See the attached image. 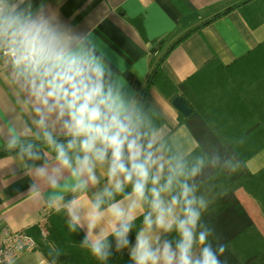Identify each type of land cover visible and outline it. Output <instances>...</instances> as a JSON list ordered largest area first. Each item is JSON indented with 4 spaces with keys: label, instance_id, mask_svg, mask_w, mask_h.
<instances>
[{
    "label": "clouds",
    "instance_id": "obj_1",
    "mask_svg": "<svg viewBox=\"0 0 264 264\" xmlns=\"http://www.w3.org/2000/svg\"><path fill=\"white\" fill-rule=\"evenodd\" d=\"M0 75L19 118L0 116V146L26 194L62 215L80 248L109 264H224L203 216L205 169L234 157L185 154L106 48L38 0H0ZM215 242V243H214ZM48 264H58L53 248ZM4 264H14L5 256Z\"/></svg>",
    "mask_w": 264,
    "mask_h": 264
},
{
    "label": "crops",
    "instance_id": "obj_2",
    "mask_svg": "<svg viewBox=\"0 0 264 264\" xmlns=\"http://www.w3.org/2000/svg\"><path fill=\"white\" fill-rule=\"evenodd\" d=\"M242 1L245 0H38V3L58 13L73 28L90 32L106 48L122 78L141 93L167 45L189 27ZM263 17L264 0H250L192 32L176 44L162 62L172 85L192 76L212 59L228 65L256 48L264 41ZM256 18L260 22L250 24V21L256 23ZM152 41L156 42L152 44ZM161 85L149 87L147 103L161 120L157 122L170 129L171 139L185 154L192 153L198 146L197 141L179 121L182 113L171 103L175 93L171 89L162 90ZM19 114L15 92L0 75V116L16 120ZM252 141L256 146L261 140ZM2 150L5 149L0 146ZM238 151L246 157L250 173L264 169V145L253 154H247L245 148ZM9 155L0 156V228L25 232L30 226L44 225L50 210L26 194L29 177L22 172L13 174ZM256 180L250 193L243 187L236 191L254 220L256 232L264 237V182L261 176ZM203 184L212 185L209 199L219 193L220 183L216 177ZM48 262L37 248L14 259V264Z\"/></svg>",
    "mask_w": 264,
    "mask_h": 264
},
{
    "label": "trees",
    "instance_id": "obj_3",
    "mask_svg": "<svg viewBox=\"0 0 264 264\" xmlns=\"http://www.w3.org/2000/svg\"><path fill=\"white\" fill-rule=\"evenodd\" d=\"M248 1L216 12L189 27L167 45L140 93L147 105V92L153 84L161 83L162 90L171 89L175 94L180 93L192 109L187 116L179 114L180 123L188 127L198 144L191 154H206L208 157L218 154L221 164L224 159L234 157L238 163L234 171L207 167L203 181L216 177L220 183L219 193L210 199L203 219L214 227L216 235L225 245L226 251L220 257L224 264H264V237L256 232L254 220L236 191L243 187L250 193L257 176H261L264 182V169L259 173H250L246 157L238 151L245 148L247 154H253L264 145V41L231 64L224 65L212 59L175 86L166 76L162 62L170 50L192 32ZM258 19H255L256 23L250 21V24H258ZM157 121L161 122L158 118ZM252 139L261 141L255 146ZM253 146L255 148L250 152ZM5 154L9 153L0 151V156ZM46 220L44 225L30 226L25 233L34 239L36 248L48 261L51 259L49 253L56 248L60 252L58 264H100L87 250L80 248L83 233H70L62 215L50 211ZM109 264H130V261L126 254H117Z\"/></svg>",
    "mask_w": 264,
    "mask_h": 264
},
{
    "label": "built area",
    "instance_id": "obj_4",
    "mask_svg": "<svg viewBox=\"0 0 264 264\" xmlns=\"http://www.w3.org/2000/svg\"><path fill=\"white\" fill-rule=\"evenodd\" d=\"M34 248V239L25 232L0 228V264H4L5 256L14 260L21 253Z\"/></svg>",
    "mask_w": 264,
    "mask_h": 264
},
{
    "label": "water",
    "instance_id": "obj_5",
    "mask_svg": "<svg viewBox=\"0 0 264 264\" xmlns=\"http://www.w3.org/2000/svg\"><path fill=\"white\" fill-rule=\"evenodd\" d=\"M171 103L184 116L189 115L192 111L187 100L182 95L174 94L171 97Z\"/></svg>",
    "mask_w": 264,
    "mask_h": 264
},
{
    "label": "bare ground",
    "instance_id": "obj_6",
    "mask_svg": "<svg viewBox=\"0 0 264 264\" xmlns=\"http://www.w3.org/2000/svg\"><path fill=\"white\" fill-rule=\"evenodd\" d=\"M20 231V230H19ZM26 231V230H25Z\"/></svg>",
    "mask_w": 264,
    "mask_h": 264
}]
</instances>
